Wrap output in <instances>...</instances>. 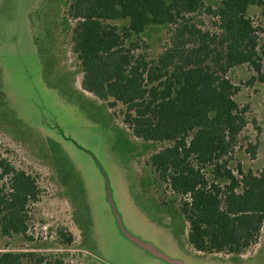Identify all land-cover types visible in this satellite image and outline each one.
Listing matches in <instances>:
<instances>
[{
  "label": "rangeland",
  "instance_id": "1",
  "mask_svg": "<svg viewBox=\"0 0 264 264\" xmlns=\"http://www.w3.org/2000/svg\"><path fill=\"white\" fill-rule=\"evenodd\" d=\"M66 2L0 0V160L27 172L40 189L27 235H0V252L33 254L48 264H169L122 234L115 206L130 234L184 264H264V229L241 256L203 255L188 244L179 198L147 166L164 145L135 137L121 105L111 109L82 89ZM249 16L259 29L263 67L261 76L248 64L229 74L249 121L231 156L236 174L238 165L254 173L264 168V8L250 7ZM167 36L166 27L143 35L153 57ZM249 144L257 145L254 156ZM161 199L173 207L161 210Z\"/></svg>",
  "mask_w": 264,
  "mask_h": 264
},
{
  "label": "trees",
  "instance_id": "2",
  "mask_svg": "<svg viewBox=\"0 0 264 264\" xmlns=\"http://www.w3.org/2000/svg\"><path fill=\"white\" fill-rule=\"evenodd\" d=\"M209 1L67 0L65 16L73 23L82 89L111 109L121 105L135 137L164 145L147 166L179 198L188 244L203 255L241 256L263 233L264 168L254 173L238 165V174L231 168L249 121L229 74L246 64L262 74L260 34L249 9L264 8V0ZM152 27H166L168 35L156 57L143 38ZM249 146L254 156L257 145ZM39 196L35 178L0 160L2 237L27 235L29 206ZM33 258L0 252V264H48Z\"/></svg>",
  "mask_w": 264,
  "mask_h": 264
},
{
  "label": "water",
  "instance_id": "3",
  "mask_svg": "<svg viewBox=\"0 0 264 264\" xmlns=\"http://www.w3.org/2000/svg\"><path fill=\"white\" fill-rule=\"evenodd\" d=\"M114 212L116 215V218L118 220V224H119V228L122 232V234L129 239L131 242L137 244L139 247L143 248L144 250H146L147 252H149L150 254H152L154 257L161 259L169 264H184L182 261L179 260H175L169 256H167L165 253L161 252L160 250H158L155 246H153L150 243H147L135 236H133L132 234H130L127 229L124 227L121 217L118 214L116 207L114 206Z\"/></svg>",
  "mask_w": 264,
  "mask_h": 264
}]
</instances>
